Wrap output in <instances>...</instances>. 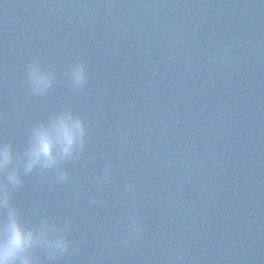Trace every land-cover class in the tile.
Segmentation results:
<instances>
[{
    "label": "water",
    "instance_id": "obj_1",
    "mask_svg": "<svg viewBox=\"0 0 264 264\" xmlns=\"http://www.w3.org/2000/svg\"><path fill=\"white\" fill-rule=\"evenodd\" d=\"M63 109L87 128L68 180L0 172H21L27 224L69 222V250L37 264H264V0H0V142L22 157Z\"/></svg>",
    "mask_w": 264,
    "mask_h": 264
},
{
    "label": "clouds",
    "instance_id": "obj_2",
    "mask_svg": "<svg viewBox=\"0 0 264 264\" xmlns=\"http://www.w3.org/2000/svg\"><path fill=\"white\" fill-rule=\"evenodd\" d=\"M54 73L43 67L38 61L29 64L27 77L32 91L44 95L53 85ZM68 76L74 88L83 87L88 79L87 68L83 61L71 65ZM87 140V128L84 118L70 109L60 110L46 121L35 123L30 131L29 140L22 157H15L12 145L0 142V172L7 170L17 159L22 165L24 174L40 170L41 173L56 171L57 183L68 180L66 169L60 167L65 161H74L82 155ZM110 170L105 169L101 182L107 180ZM23 177L17 167H12L0 181V264H37L33 255L37 247L44 248L52 257L67 252L71 241L64 231L69 226L57 229L48 218H41L37 225L27 224L20 211L11 204L12 192L21 187ZM126 187L131 190L132 185ZM91 204L98 203L97 197L90 198ZM130 231L135 234L138 224L135 220L130 225Z\"/></svg>",
    "mask_w": 264,
    "mask_h": 264
}]
</instances>
